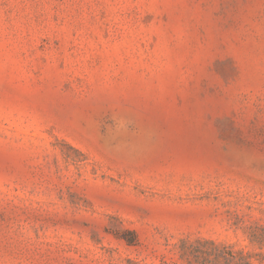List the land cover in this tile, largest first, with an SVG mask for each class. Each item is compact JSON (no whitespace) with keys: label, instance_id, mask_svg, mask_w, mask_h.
<instances>
[{"label":"rangeland","instance_id":"374dc122","mask_svg":"<svg viewBox=\"0 0 264 264\" xmlns=\"http://www.w3.org/2000/svg\"><path fill=\"white\" fill-rule=\"evenodd\" d=\"M207 240L264 264V0H0V264Z\"/></svg>","mask_w":264,"mask_h":264},{"label":"trees","instance_id":"16d2710c","mask_svg":"<svg viewBox=\"0 0 264 264\" xmlns=\"http://www.w3.org/2000/svg\"><path fill=\"white\" fill-rule=\"evenodd\" d=\"M131 235L128 236L127 235ZM121 235V237H123L124 239H126L127 243L130 245H135L137 244L138 240H137V236H136V232L135 231H125L123 234H118ZM208 243L214 245V253H212V251L208 250H204L202 248H198L197 250H192L190 253L196 257V260L198 261V259H209V255H214V258L210 260V262L213 264H223V261L225 260L226 264H241L239 258H238V254L239 251H236V253L232 254L231 258L227 257L224 252L225 249L227 247H232L233 245L230 246H220L219 244H217L215 241L213 240H207ZM250 257V256H249ZM193 259L190 260V264H193ZM195 263V262H194ZM245 264H253V262L251 260H248L247 262H245Z\"/></svg>","mask_w":264,"mask_h":264}]
</instances>
